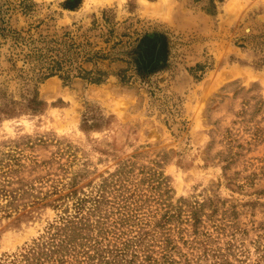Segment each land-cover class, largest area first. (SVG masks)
Wrapping results in <instances>:
<instances>
[{
  "label": "rangeland",
  "instance_id": "1",
  "mask_svg": "<svg viewBox=\"0 0 264 264\" xmlns=\"http://www.w3.org/2000/svg\"><path fill=\"white\" fill-rule=\"evenodd\" d=\"M0 264H264V0H0Z\"/></svg>",
  "mask_w": 264,
  "mask_h": 264
}]
</instances>
